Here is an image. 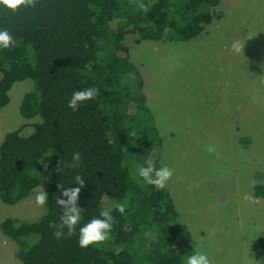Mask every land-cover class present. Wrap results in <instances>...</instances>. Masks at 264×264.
<instances>
[{"label": "trees", "instance_id": "1", "mask_svg": "<svg viewBox=\"0 0 264 264\" xmlns=\"http://www.w3.org/2000/svg\"><path fill=\"white\" fill-rule=\"evenodd\" d=\"M220 2L39 0L35 9L15 14L0 9V29L15 39L0 49V113L12 87L32 79L36 87L20 110L26 118L40 117L5 136L0 197L14 205L40 185L49 194L39 219L9 217L1 224L2 233L17 242L23 264H182L183 255H190L170 193L133 179L134 166L146 159L159 168L164 137L155 129L131 50L143 40L195 39L208 30ZM87 87L99 94L77 111L70 109L72 93ZM132 129L136 137L129 135ZM74 152L81 161L72 168ZM77 175L85 180L78 201L81 225L101 210L111 209L114 217L111 237L100 247H79L78 228L59 240L53 235L63 211L55 198L60 189L79 187L73 184ZM254 195L264 198V183L255 186ZM121 203L123 214L116 207ZM30 234L39 235L31 245ZM251 244L252 256L264 264V237Z\"/></svg>", "mask_w": 264, "mask_h": 264}, {"label": "rangeland", "instance_id": "2", "mask_svg": "<svg viewBox=\"0 0 264 264\" xmlns=\"http://www.w3.org/2000/svg\"><path fill=\"white\" fill-rule=\"evenodd\" d=\"M131 54L164 137L159 167L173 171L165 189L179 212L183 247L190 254L198 247L210 264H261L251 243L264 237V198L254 195L264 183V0H221L208 30L195 39L143 40ZM35 87L25 79L10 90L0 113V147L9 132L40 120L20 110ZM33 190L14 205L0 197V264H23L1 224L43 216ZM38 238L30 234L26 241Z\"/></svg>", "mask_w": 264, "mask_h": 264}, {"label": "clouds", "instance_id": "3", "mask_svg": "<svg viewBox=\"0 0 264 264\" xmlns=\"http://www.w3.org/2000/svg\"><path fill=\"white\" fill-rule=\"evenodd\" d=\"M39 0H0V9L7 10L11 13H19L22 9H35ZM140 8L147 12V6L140 5ZM15 44L13 35L7 29H0V49L10 48ZM99 94L96 87H87L72 93L68 101V107L73 111H77L85 102L93 100ZM129 135L136 137V131L132 129ZM211 150V149H209ZM72 163L69 167L75 168L81 161V154L74 152L72 154ZM133 173V179L144 185H151L157 188H165L173 171L170 167L164 165L157 168L151 159H146L143 163L136 164ZM79 187H66L60 189L59 196H56L55 203L59 208L63 209L59 216L58 223H54L53 227L56 231L53 233L56 239H61L65 235L72 236L78 233V245L81 248L87 249L89 246L100 247L111 237V232L114 225V217L111 214V209L101 210L99 216L90 219L87 223L81 225L82 209L78 206L81 189L85 185V180L82 176L77 175L74 183ZM42 187V186H41ZM35 193V202L38 205L44 206L49 200V194L46 191L37 188L33 190ZM61 197H67L63 199ZM118 211L125 213L126 205L121 203L116 206ZM65 229L67 232H65ZM182 264H210L207 254L194 247L190 255H183Z\"/></svg>", "mask_w": 264, "mask_h": 264}]
</instances>
